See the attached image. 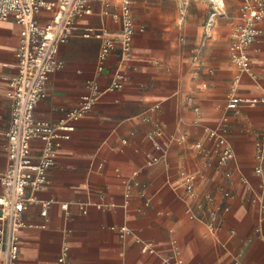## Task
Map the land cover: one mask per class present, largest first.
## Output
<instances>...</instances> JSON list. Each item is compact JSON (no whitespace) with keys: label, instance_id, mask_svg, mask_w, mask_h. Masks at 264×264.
<instances>
[{"label":"crops","instance_id":"crops-1","mask_svg":"<svg viewBox=\"0 0 264 264\" xmlns=\"http://www.w3.org/2000/svg\"><path fill=\"white\" fill-rule=\"evenodd\" d=\"M122 1H93L92 12L77 19L59 50L63 67L50 75L36 107L37 122L58 125L91 93V81L104 92L56 141V166L37 195L55 203L47 217L40 204L25 212L18 264H58L66 243L73 264H162L177 256L183 264H264V187L254 171L264 105L227 108L231 93L264 95V20L248 49L251 70L243 72L230 47L244 0H224L217 10L210 0H134L132 52L122 60L116 48L98 74L101 41L84 37V29H103L118 42ZM20 36V25L0 18V194ZM116 72L123 87L108 90ZM224 120L234 152L227 164L204 131ZM41 150L34 140L33 155ZM152 158L158 161L150 164ZM185 176L194 177L192 193ZM100 203L107 208L98 210ZM148 244L154 253L144 250Z\"/></svg>","mask_w":264,"mask_h":264},{"label":"built area","instance_id":"built-area-1","mask_svg":"<svg viewBox=\"0 0 264 264\" xmlns=\"http://www.w3.org/2000/svg\"><path fill=\"white\" fill-rule=\"evenodd\" d=\"M102 0H0V18L13 19L21 26L20 49L17 53V75L10 81L8 98L12 102V119L6 132L8 139L7 155L9 165L2 174V193L0 194V264H18L21 251L20 232L25 227L24 214L29 207L40 204L43 217L48 216L55 201H39L38 193L49 181V171L56 166L54 147L62 138V132L73 131L68 121L92 111L104 92L96 81H91V93L83 97L80 107L68 115V119L58 125L37 122L35 110L38 103L46 97V84L51 74L63 67L58 59L60 47L72 39L77 19L92 12L91 3ZM214 9L224 7V0H210ZM134 0H123L116 19L122 24L119 41L111 39L105 30L84 29V37H95L101 41L99 51L98 74L105 71L111 53L119 48L120 58L128 56L133 49L135 22L133 17ZM51 14L48 22L41 23L38 16ZM264 20V2L262 0H244L241 25L232 34L230 53L235 65L243 72H250L251 59L248 49L261 36V23ZM211 27V23H208ZM124 76L116 72L108 90L123 87ZM264 105V95L246 99L231 93L227 108L236 111L240 107ZM205 133L218 142L221 164H227L234 157L233 149L227 144L224 134L228 132L227 120L217 129L204 128ZM255 173L264 187V130L258 135ZM42 142L38 157L33 155L32 142ZM200 148V145H197ZM158 158L150 159V164ZM184 185L188 193L194 190V177L185 176ZM68 210V205H63ZM107 205L100 203L98 210ZM87 214L86 205L81 206ZM264 212V209H263ZM123 232L130 233L127 228ZM141 243V240H137ZM148 253H154L152 245L144 246ZM58 264H73L71 248L66 243L57 259ZM162 264H183L178 256L166 258Z\"/></svg>","mask_w":264,"mask_h":264}]
</instances>
